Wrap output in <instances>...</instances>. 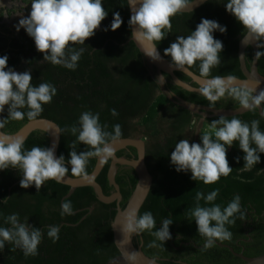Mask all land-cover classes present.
Returning <instances> with one entry per match:
<instances>
[{
    "label": "trees",
    "instance_id": "16d2710c",
    "mask_svg": "<svg viewBox=\"0 0 264 264\" xmlns=\"http://www.w3.org/2000/svg\"><path fill=\"white\" fill-rule=\"evenodd\" d=\"M12 1H17L19 9L23 12L30 13L31 0ZM227 2L228 0H205L196 9L172 17L171 30L165 29V39L157 44V51L171 63V58L164 56V49L169 47L177 36L190 35L202 18L214 20L221 26H226L227 31L224 34L219 31L213 33L214 38L223 43V51L220 53V63L210 70L207 78L229 75L241 77L236 59V45L238 36L244 34V29L235 17L226 11ZM102 4L108 15L94 36L86 40L85 45H69V48L84 49L74 70L43 61V54L36 50L33 39L27 33L0 22V56L7 55L8 67L17 72L31 71L34 86L49 83L56 88V95L50 103L42 106L43 112L36 118L52 120L58 126L56 155L65 157L69 169L66 175L74 177L67 161L70 159L69 146L76 141V137L66 129L73 125L79 127V118L83 112L98 113L101 126H107L106 131L111 132L113 126L119 124L121 137H132L137 123L143 127L147 137L144 142V163L151 176L148 192L137 215L151 212L156 224V228L140 233V249L143 254L150 258L179 257L188 264L241 262L226 247L214 243L212 247L205 248L206 240L198 234L195 221L189 214L190 210L196 207L197 192L206 195L217 189L218 196L213 204H219L223 210L239 195L241 212L245 214L244 220L239 219L237 213L236 223L225 225L232 233L231 238L217 242L227 244L234 252H239L234 240L237 237L249 238L244 244L242 255L252 257L264 253V153L260 154V163L251 168L244 167V153L240 150L238 141L234 142L227 150V159L233 171L226 177L221 176L219 181L212 185H205L199 180L193 181L190 172H177L170 160L171 152L176 143L183 139V132L192 119L200 116L170 102L159 90L154 76L149 73L143 62L141 53L134 43L128 40L130 29L127 0H102ZM14 10L15 8H0V18L3 12L9 15ZM114 12H119L123 20V24L115 32L110 29ZM258 51L264 52V47ZM244 60L248 63L250 56H244ZM199 64L200 61H197L188 69L200 76ZM257 72L264 76V55L257 58ZM174 74L179 80L195 86L182 73ZM162 76L169 79L166 74ZM165 87L189 103L223 109L239 106L227 93L212 104L202 95L183 90L170 82L166 83ZM113 109L118 115H112ZM20 110L24 113L28 111L27 108ZM261 110L264 112V104L261 105ZM220 117H204L203 121L211 127V122ZM223 117H235L249 126L251 121L258 120L259 128L264 132V114H258L257 109ZM3 118H7V106L5 111L0 113V119ZM158 119L165 120L161 132L155 128ZM27 121L26 115L20 121L10 120L0 131L8 135L13 134ZM220 126L222 125H218ZM47 142V133L35 129L23 140V149L30 150L33 146L47 147ZM251 146L255 147L254 144ZM75 150L80 152L88 148L76 142ZM115 155L128 159L135 155V151L128 146L116 150ZM108 161L95 177L104 195L113 191L106 179ZM93 164L94 158H91L87 164V173L91 171ZM116 167L113 178L118 185L121 195L119 206L122 208L136 177L131 168L121 165ZM21 179L22 175L18 169L9 167L0 171V227H10L5 223V218L18 214L21 223L27 220L30 225L41 230L42 239L37 254L27 257L12 243L5 242L4 249L0 250V264H103L117 254L111 242L110 231L114 214L113 202L103 204L97 201L88 186L77 187L67 197L62 198L67 191L65 185L49 180L38 191L34 185L22 189L19 186ZM65 201L71 202L72 215H61V204ZM199 203L202 207L212 206L206 204L203 199ZM86 207H91L89 212ZM78 209L81 210L74 212ZM81 216L84 217L80 220ZM164 219L173 220L169 227L172 238L162 242L151 232L159 230ZM50 226L59 227L58 239L48 237ZM243 230H248L247 235L242 234ZM153 242L157 246L149 247Z\"/></svg>",
    "mask_w": 264,
    "mask_h": 264
},
{
    "label": "clouds",
    "instance_id": "9594fccd",
    "mask_svg": "<svg viewBox=\"0 0 264 264\" xmlns=\"http://www.w3.org/2000/svg\"><path fill=\"white\" fill-rule=\"evenodd\" d=\"M128 6L131 9L128 21L131 39L144 46L145 54L152 61H161L157 44L165 39V29L171 30V18L190 8L189 0H128ZM225 8L243 27L244 42L264 41V0H228ZM107 15L102 0H31V11L28 16L19 20L16 30L23 28L33 39L36 50L43 54V61L74 70L84 49L69 48V45H85V41L94 36ZM122 24L120 13L114 12L111 31L115 32ZM216 31L224 34L227 28L217 21L202 18L190 35L177 36L164 49V56L171 58L170 67L185 73L200 61V76L204 79L199 94L206 100L214 104L227 93L244 111L261 108L264 104V90L257 92V88H251L247 83L235 86L236 77L231 75L226 78H207L210 70L220 63V53L223 51V43L214 38L213 33ZM256 44L258 48L264 47V43ZM261 55L264 52L257 51L255 57ZM162 78L163 76L158 77V81ZM55 95L56 88L53 85L40 83L34 86L31 71L17 72L8 67L7 55L0 56V113L7 106V118L0 119V129L10 120H23L25 115L29 121L34 120L43 112L42 106L50 103ZM24 108L28 109L27 113L20 110ZM112 115H118L115 109L112 110ZM78 123L79 127L73 125L66 129L76 137V141L69 146L71 150L67 164L71 166L74 177L88 181L86 168L89 160L99 158L101 162H106L113 158L114 145L120 142L122 131L119 124L114 125L111 132L106 131L107 126H101L99 122V114L91 111L83 112ZM211 128L215 130V140L210 134H204L200 137L201 143L190 144L188 139L176 143L170 160L177 172H190L193 181L199 180L205 185L215 184L221 176L226 177L233 171L229 166L227 150L237 141L244 153V167L251 168L260 163V154L264 153V132L259 128L258 120L251 121L249 126L235 117L228 119L221 116L211 122ZM76 142L87 146L88 150L77 152ZM9 167L20 171L22 179L19 186L22 189L34 185L37 191L46 181L55 180L59 183L69 172L65 157L55 155V146H33L30 150H24L22 138L0 135V171ZM218 192V189L206 195L197 192L196 207L189 213L195 221L198 234L206 240L205 248L212 247L217 240L231 238L232 233L225 225H234L237 213L239 219H245L239 195L222 210L219 204L212 203ZM202 199L212 206H200ZM72 214L71 202H63L61 215ZM5 223L10 227H0V250L4 249L5 242H9L23 251L26 257L36 255L42 239L41 230L30 225L27 220L21 223L18 214L7 216ZM172 223V219H164L159 230L151 234L162 242L170 240L172 237L169 227ZM154 228L156 224L151 212L137 215L133 209L124 215L121 229L124 238H128L130 234ZM47 235L53 240L58 239L59 227L50 226ZM156 246L155 242L149 245ZM124 258L132 264L137 259V253L125 254Z\"/></svg>",
    "mask_w": 264,
    "mask_h": 264
},
{
    "label": "water",
    "instance_id": "95a60500",
    "mask_svg": "<svg viewBox=\"0 0 264 264\" xmlns=\"http://www.w3.org/2000/svg\"><path fill=\"white\" fill-rule=\"evenodd\" d=\"M204 1L205 0L189 1L191 6L185 12H190L196 9ZM127 6H128V0H127ZM130 16H131V9L128 6V20L130 19ZM243 35L238 36L237 45H236V59L238 63V70L240 72L241 77L234 76L236 77V81L234 82V85L239 86L242 83H247L249 87L257 88L256 91L259 92L261 90H264V76H261L257 72V68H256L257 58L255 57V54L258 48L256 43L258 42H247V41L244 42ZM128 40H131L134 43L135 47L142 55L144 64L154 72L157 79V85L159 87V90L165 95V97L170 102L176 104L177 106L183 109L188 110L190 113L199 115L201 118L211 117V116H233L246 112L240 109V106H237L232 109L212 108L205 105H197L194 103H189L177 97L171 91L166 90L163 87L162 85L163 78L161 81H158V77H161L162 74H166L171 78L172 83L175 84L176 86L180 87L183 90L195 92L198 94H199V88L201 87L202 79L204 78L196 75L189 69H187L184 73L182 71L176 70L174 67H170L171 63L167 61L160 53L159 54L161 56V61L159 62L152 61L145 54L144 46L135 39H131V29ZM246 46H249L252 50L251 60L248 65H246L243 56L244 48ZM174 72L182 73L195 86H191L189 85V83L179 80L175 76ZM223 77L226 78L228 76H223ZM261 112H263L261 108H257V113L262 115ZM35 129L42 130L47 133L48 136L47 147L55 146V155H56V149L59 139V128L56 125V123H54L52 120L46 118H35L32 121L28 120L15 133L9 135L13 137H20L22 138V140H24L26 136L32 130ZM0 135H8V134H4L0 131ZM128 146L134 149L135 151L134 156H131L130 158L126 159L114 155V157L109 159L108 161V166L106 169V179L108 184L111 185L113 188L112 192H110L108 195H104L100 188V185L95 181L96 175L101 170L105 162H101L99 158H94L93 167L91 171L88 173L89 176L88 181H84L80 177H69L65 175V177L59 182L60 184L67 186V191L62 196V198L67 197L77 187L88 186L92 189L97 201L103 204H108L112 202L114 203V214L110 222V231H111V242L114 248L116 249L117 254L106 260L103 264H129V262L124 257L125 254H131L133 252L137 253V259L133 261L132 264H165L160 260H157L155 258H150L144 255L140 249V243L139 244L133 243L132 237L137 236L138 239L140 240V233L139 234L133 233L130 234L128 238H124L121 229L124 222V215L133 209L136 210V212L138 211L140 205L142 204L148 192L151 183V176L144 163V142L134 137H121L120 142L114 145L115 151ZM118 165L131 168L136 177L135 184L122 208H120L119 206L121 195L118 189V185L114 182V178H113L116 166ZM85 209L87 212L90 211V207H86ZM79 210L81 209H78L76 211ZM83 217L84 216H82L81 218ZM215 244H217L218 246L226 247L228 251L232 253V255L240 258L241 262L236 264H264V253L252 257H247V256H243L239 252H234L232 248L227 244L219 243L217 241H215ZM181 264H188V263H181Z\"/></svg>",
    "mask_w": 264,
    "mask_h": 264
},
{
    "label": "rangeland",
    "instance_id": "374dc122",
    "mask_svg": "<svg viewBox=\"0 0 264 264\" xmlns=\"http://www.w3.org/2000/svg\"><path fill=\"white\" fill-rule=\"evenodd\" d=\"M0 8H15V10L11 13V15L3 18L2 23L8 27H14L19 23V20L22 17H26L29 14L23 12L19 9V3L17 1L12 0H0ZM19 31H24L21 28ZM26 33V32H25ZM165 120L158 119L155 123V128L161 132L164 128ZM135 132L133 133L134 138L140 139L143 142L146 141V135L144 134V129L142 126L135 124ZM214 131L211 127H209L204 121L203 118H193L192 121L189 123L188 127L183 132V139H188L189 143H201V136L204 134H210L212 139L215 140Z\"/></svg>",
    "mask_w": 264,
    "mask_h": 264
},
{
    "label": "flooded vegetation",
    "instance_id": "af4514ba",
    "mask_svg": "<svg viewBox=\"0 0 264 264\" xmlns=\"http://www.w3.org/2000/svg\"><path fill=\"white\" fill-rule=\"evenodd\" d=\"M8 9V8H7ZM9 15H11V13L9 14ZM9 15H6L4 12H3V14H2V16H1V18H0V22L2 23V21H3V18H4V16L5 17H7V16H9ZM258 43H264V41H260V42H258ZM262 48V47H261ZM258 49L259 48H257V51H258ZM243 56H250V60H251V56H252V50H251V48L249 47V46H246L245 48H244V53H243ZM246 60H247V58H246ZM250 60H248V63L246 64V65H248L249 64V62H250ZM256 68H257V59H256ZM148 71H150V73L154 76V78H155V83L157 84V79H156V76H155V74H154V72L152 71V70H150L149 68H148ZM168 82H170L171 84H173L172 83V80H171V78L169 77V79H166L165 77H163V81H162V85H163V87L167 90V88L165 87V84L166 83H168ZM191 83V82H190ZM158 86V85H157ZM159 88V87H158ZM116 170H117V167H116V169H115V172H116ZM115 174V173H114ZM90 209H91V207H90ZM76 211V210H75ZM74 211V212H75ZM82 217V216H81ZM82 218H80V220H81ZM242 225H243V223H242ZM247 231L248 230H243L242 231V234L243 235H247ZM132 241H133V243L135 244H139L140 243V245H141V239L139 240L138 239V237L137 236H134V237H132ZM249 241V238H246V239H243L242 237H237L235 240H234V245L236 246V247H238L239 248V253H241V252H243L244 250H245V243H247ZM242 254V253H241ZM244 256V255H243ZM154 258L155 259H157V260H160V261H170V262H173V263H187L185 260H183L182 258H179V257H169V258H161V257H157V256H154ZM238 258V257H237ZM239 260H240V258H239Z\"/></svg>",
    "mask_w": 264,
    "mask_h": 264
}]
</instances>
